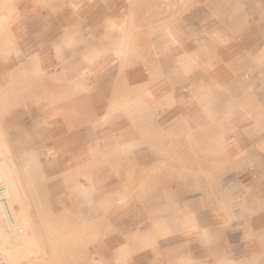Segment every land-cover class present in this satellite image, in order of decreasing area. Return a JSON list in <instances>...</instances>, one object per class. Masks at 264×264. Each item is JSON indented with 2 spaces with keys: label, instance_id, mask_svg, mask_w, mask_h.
Returning <instances> with one entry per match:
<instances>
[{
  "label": "crops",
  "instance_id": "0c3cea01",
  "mask_svg": "<svg viewBox=\"0 0 264 264\" xmlns=\"http://www.w3.org/2000/svg\"><path fill=\"white\" fill-rule=\"evenodd\" d=\"M157 2L175 25L131 29ZM42 6L20 45L48 47L50 66L42 80L29 60L0 75L12 88L2 116L11 141L45 163L49 210L81 231L95 224L82 264H264V0ZM36 81L44 92L23 104L21 88ZM211 153L223 163L215 197L212 175L190 169L211 168Z\"/></svg>",
  "mask_w": 264,
  "mask_h": 264
},
{
  "label": "bare ground",
  "instance_id": "6f19581e",
  "mask_svg": "<svg viewBox=\"0 0 264 264\" xmlns=\"http://www.w3.org/2000/svg\"><path fill=\"white\" fill-rule=\"evenodd\" d=\"M45 1L0 0V65L13 60L23 65V60L27 59L33 66L35 80L46 77L50 65L49 62L45 64L44 61H50L51 50L46 47L28 53L22 49L20 43L26 34L24 20L28 15L29 4L36 8ZM71 6L75 4L71 3ZM34 84L21 88L25 97L23 104L28 103L29 96L34 97L37 93ZM33 86H35L34 92L31 88ZM11 89L10 84L2 78L0 80V187L3 189L2 197L11 212L13 225L10 226L7 222L0 202V264H69L68 261H64L66 258L63 252L70 248V244L63 243V237L54 221L58 216L49 210V197L44 189L48 182L45 163L38 162L34 155L30 158L28 155L24 156V159L17 157V153L23 148L17 147L19 138L11 141V131L6 129L4 124L2 112L10 105ZM40 89L42 94L44 89L42 87ZM37 99L38 97L33 101ZM92 168H94L92 163L82 165L86 182L89 181L86 175ZM65 171L64 181H73L74 188L77 189L80 185L75 177L77 172L68 168ZM73 239L78 240V236L73 235ZM78 247L76 243L75 248ZM75 253L76 258L71 259L70 264H76L81 251L78 249Z\"/></svg>",
  "mask_w": 264,
  "mask_h": 264
},
{
  "label": "rangeland",
  "instance_id": "374dc122",
  "mask_svg": "<svg viewBox=\"0 0 264 264\" xmlns=\"http://www.w3.org/2000/svg\"><path fill=\"white\" fill-rule=\"evenodd\" d=\"M45 2H49V3L51 2L53 4V3H60V0H46ZM28 7H29V10L27 11L28 14L30 12H32L33 10H36L38 8L44 9V6H42V5H37V7L34 8L31 3L29 4ZM171 9H172L171 5H163L161 2H157V3L153 4V6L151 7V9H149V11H147V15H148L147 18L137 19L138 21L134 25H133V19H132V25L133 26H131V29L133 28L134 31H138L141 28H147V31L152 32L158 28H161L163 25H168V26L175 25V23L178 21V18L170 17V16H172V14L170 13ZM169 17H170V19L167 22L162 23L163 21H165ZM152 27H154V28H152ZM88 37L91 40H93L91 35ZM132 37L134 39V36H132ZM21 46H23L22 48L26 47L25 43H22ZM133 53L134 52H132V54ZM26 60L27 59L23 60L24 65H27ZM17 63L18 62L16 60H13L7 64L0 65V75L14 72V68L17 65ZM40 84H43V83L40 81H37L34 84L36 86V92L37 93L41 91ZM42 88L44 89V87H42ZM57 94L60 95V93H57ZM63 101H65V99ZM60 111H61V108H57L56 112L53 109L52 111H50L48 113V115L51 116L49 118L51 119V118L58 116L59 114H61ZM56 113H57V115H55ZM45 116H46V114L44 113V110L41 109V117H45ZM180 149H181V152H180L181 153V155H180L181 160L179 162V166H180L181 171H183L184 169L185 170L187 169L188 163H187V161L183 160V153H184L183 147L180 146ZM21 151L25 152L24 156H27L28 153L31 152L32 150L23 148ZM185 153H187V151H185ZM199 154H202V153L197 152V156ZM208 157L212 158L213 161H212L211 168H207V171H205V168L203 167L204 163L200 162L198 160L195 161V163L194 162L190 163V169H192V165H194L195 175H196L197 179H199V178L208 179L209 176L212 175L211 188H212V192H213V197H215V195H214L215 191L214 190L217 188V185H219V183H220V178L215 177V176L219 174L220 165L223 163H221L219 161V155L217 153H211ZM172 163L175 165L177 162L174 161ZM47 180H49L48 177H47ZM108 215H109L108 212L105 211L103 217L100 220L106 219ZM57 216L58 217H56V219H54V221H55V223L59 229V233L63 237V243H69L70 244V248L67 251L63 252L65 254L64 257L66 258L64 261H68V263L70 264V260L76 258L75 252L78 249L82 252L83 250H86L87 247H92V246L98 244V237H97V234L95 232V224L84 222L81 225H84L85 227H90V229H84V231H81V230L76 231V226H78V225H76V223L80 222V220H76L75 217H67L63 213L58 214ZM73 235H77L78 240H74ZM82 236H83L84 241L81 238ZM76 243L79 246L78 249L75 248ZM77 258H78V261L76 262V264L85 263V261L87 259L85 257L83 259H81L80 255Z\"/></svg>",
  "mask_w": 264,
  "mask_h": 264
},
{
  "label": "built area",
  "instance_id": "2783aa9c",
  "mask_svg": "<svg viewBox=\"0 0 264 264\" xmlns=\"http://www.w3.org/2000/svg\"><path fill=\"white\" fill-rule=\"evenodd\" d=\"M2 194H3V189L0 187V202L2 205V209L4 211V215L6 217L7 222L9 223L10 226H12L13 225V218H12L11 212H10L6 202H5V199H3V197H2Z\"/></svg>",
  "mask_w": 264,
  "mask_h": 264
}]
</instances>
